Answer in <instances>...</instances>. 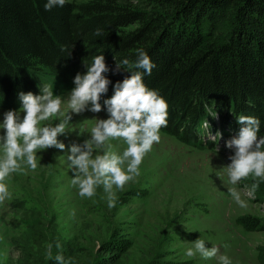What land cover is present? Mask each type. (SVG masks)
Wrapping results in <instances>:
<instances>
[{"label": "trees", "instance_id": "trees-1", "mask_svg": "<svg viewBox=\"0 0 264 264\" xmlns=\"http://www.w3.org/2000/svg\"><path fill=\"white\" fill-rule=\"evenodd\" d=\"M45 2L0 0V110L20 107L18 93L38 95L43 84L69 92L100 54L111 81L102 104L130 75L113 74L115 61L134 62L142 48L155 65L144 83L168 104L160 132L204 146L206 121L226 140L248 115L264 136V0H66L50 11ZM239 222L260 229L252 218ZM258 259L264 264V248Z\"/></svg>", "mask_w": 264, "mask_h": 264}, {"label": "rangeland", "instance_id": "rangeland-1", "mask_svg": "<svg viewBox=\"0 0 264 264\" xmlns=\"http://www.w3.org/2000/svg\"><path fill=\"white\" fill-rule=\"evenodd\" d=\"M68 94L59 95L62 111ZM8 110H0V121ZM95 118L106 119L107 114H72L66 135L60 137L64 152H39L36 170L25 168L5 179L10 198L0 203V264H57V254L68 264H220L219 255H227L231 264H263L258 255L264 248V181L252 197L246 195L255 182L251 177L229 183L222 168L232 154L225 148L228 139L215 145L208 129L205 145L195 146L160 132L139 176L116 190L115 207L109 208L102 187L92 198L78 196L67 161V147L89 137ZM217 132L221 130L211 134ZM226 132L229 139L235 136ZM110 143L117 154L126 147L120 140ZM230 188L240 192L247 207L234 201ZM246 218L260 229L246 231L239 222ZM198 238L206 247H218V256H187ZM48 244L53 245L52 259L45 254Z\"/></svg>", "mask_w": 264, "mask_h": 264}, {"label": "clouds", "instance_id": "clouds-1", "mask_svg": "<svg viewBox=\"0 0 264 264\" xmlns=\"http://www.w3.org/2000/svg\"><path fill=\"white\" fill-rule=\"evenodd\" d=\"M65 3L66 0H46L44 9L50 11L53 7H63ZM94 35L102 36V30L97 29ZM154 67L142 48L136 50L134 62L127 58L115 61V68L111 69L113 74L123 70L130 75L112 85L113 94L102 104L101 97L108 92L111 83L105 75L110 69L102 54L93 57L90 64H85V73L78 72L74 76V87L69 91L64 111L61 109L64 101L53 94L52 85L40 86L38 95L31 91L19 92L20 107L3 112L0 121V129L3 130L0 134V203L10 198L4 183L7 177L25 168L36 170L39 152L48 149L65 151L66 145L60 137L66 135L72 114L104 111L107 118H95L87 139L67 147V161L72 172L71 185L77 189L79 197L92 198L102 187L107 195L108 207H115L116 190H123L126 184L139 176L144 157L154 144L160 142L161 128L167 127V102L144 83V75H151ZM53 117L59 118L54 125L50 122ZM236 123L241 125L238 133L225 141V148L232 152L227 157L230 163L222 168L232 185L251 177L255 182L246 195L252 197L259 183L264 181V136L258 135L261 122L256 117L240 115ZM204 127L207 130L210 128L207 121ZM207 136L215 143L221 133L212 135L208 131ZM113 140L123 141L126 145L122 153L111 150L110 141ZM97 150L100 154H94ZM229 194L240 207H247L235 188H230ZM192 243L193 248L186 251L189 257L199 253L204 259H212L220 252L216 246L206 247L204 240L199 238ZM45 254L48 259L53 258L52 244L47 245ZM54 258L57 264H68L61 254ZM218 259L220 264H231L227 255H219Z\"/></svg>", "mask_w": 264, "mask_h": 264}]
</instances>
